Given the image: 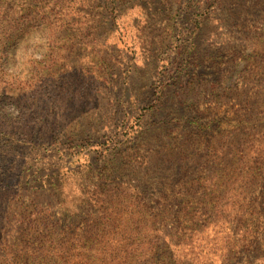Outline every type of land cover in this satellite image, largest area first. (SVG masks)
<instances>
[{"label":"rangeland","instance_id":"obj_1","mask_svg":"<svg viewBox=\"0 0 264 264\" xmlns=\"http://www.w3.org/2000/svg\"><path fill=\"white\" fill-rule=\"evenodd\" d=\"M0 264H264V0H0Z\"/></svg>","mask_w":264,"mask_h":264}]
</instances>
